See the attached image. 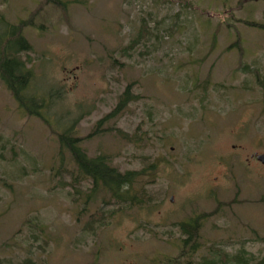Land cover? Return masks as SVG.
<instances>
[{
  "label": "rangeland",
  "instance_id": "obj_1",
  "mask_svg": "<svg viewBox=\"0 0 264 264\" xmlns=\"http://www.w3.org/2000/svg\"><path fill=\"white\" fill-rule=\"evenodd\" d=\"M63 1L0 0V43L32 22L18 57L48 101L27 115L0 80V264H162L201 215L200 255L264 257V0ZM72 122L88 156L143 173L140 203L83 204L90 182L58 165Z\"/></svg>",
  "mask_w": 264,
  "mask_h": 264
},
{
  "label": "trees",
  "instance_id": "obj_2",
  "mask_svg": "<svg viewBox=\"0 0 264 264\" xmlns=\"http://www.w3.org/2000/svg\"><path fill=\"white\" fill-rule=\"evenodd\" d=\"M45 1L58 9H66V3L63 0ZM196 9L200 10L199 7H196ZM29 23L32 24L31 21L21 20L16 24L9 25V35L4 42L0 43V80L21 110L27 115L41 118V112L47 107L48 101L43 96L27 93L29 82L32 78V71L18 57L20 51L30 50V46L21 34V30L28 26ZM141 29L144 32L147 30L145 22L142 24ZM136 42V40L133 41L127 48L131 50ZM242 66L244 65L242 64ZM259 82L264 86V79L259 77ZM133 100V96L126 89L119 98L113 112L100 119L96 124V128L108 120L112 114L121 110L125 104ZM73 122L75 123V121ZM73 122L57 134L59 146L58 165L61 166L64 159L63 155L67 152L76 166L75 173L72 176L73 184H78L82 180L90 182V188L85 194L83 204H87L94 197L101 194L103 195L102 202L106 204L111 201L128 204L140 203L141 192L138 193V189L134 188V184L143 173L139 171L120 172L111 166L109 157L104 154H98L93 157L88 156L80 145L81 139L74 136ZM104 216V212L96 211L90 217L87 228L94 231L92 226L95 223H103ZM202 219L203 215L177 223L183 236L180 240L179 250L174 257L167 259L162 264H264V257L257 259L242 249L236 253H230L223 249L213 250L211 248L206 255H200L202 243L199 228ZM19 264L37 263L28 258Z\"/></svg>",
  "mask_w": 264,
  "mask_h": 264
},
{
  "label": "water",
  "instance_id": "obj_3",
  "mask_svg": "<svg viewBox=\"0 0 264 264\" xmlns=\"http://www.w3.org/2000/svg\"><path fill=\"white\" fill-rule=\"evenodd\" d=\"M257 160L264 164V154H260L257 156Z\"/></svg>",
  "mask_w": 264,
  "mask_h": 264
},
{
  "label": "flooded vegetation",
  "instance_id": "obj_4",
  "mask_svg": "<svg viewBox=\"0 0 264 264\" xmlns=\"http://www.w3.org/2000/svg\"><path fill=\"white\" fill-rule=\"evenodd\" d=\"M258 155H260V154H256V153H255V154L251 155V158L255 157V159L257 160V156H258Z\"/></svg>",
  "mask_w": 264,
  "mask_h": 264
}]
</instances>
